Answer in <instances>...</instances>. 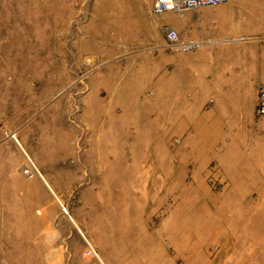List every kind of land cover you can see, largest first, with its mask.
<instances>
[{
  "label": "rangeland",
  "instance_id": "obj_1",
  "mask_svg": "<svg viewBox=\"0 0 264 264\" xmlns=\"http://www.w3.org/2000/svg\"><path fill=\"white\" fill-rule=\"evenodd\" d=\"M107 8L108 0H0V264H100L83 254L81 233L105 264H203L204 252L216 260L236 248L195 221L193 205L211 203L201 182L182 197L163 174L146 183L155 194L143 195L139 132L117 142L112 117L74 110L60 116L55 110L65 97L108 93L98 79L116 63L101 36ZM254 41L264 44V37ZM54 146L64 147L73 162L59 166L62 171L48 160ZM117 146L128 162L125 179L107 163L118 155ZM151 151L158 153L146 148ZM24 152L50 180L73 222L41 182L21 173ZM259 208L262 218L264 197ZM213 230L223 238L227 232L231 239L246 238L241 252L264 264V228Z\"/></svg>",
  "mask_w": 264,
  "mask_h": 264
},
{
  "label": "crops",
  "instance_id": "obj_2",
  "mask_svg": "<svg viewBox=\"0 0 264 264\" xmlns=\"http://www.w3.org/2000/svg\"><path fill=\"white\" fill-rule=\"evenodd\" d=\"M152 5L153 0H108L107 29L101 36L107 38L109 60L116 63L98 76L108 93L65 97L54 108L60 116L74 110L97 118L112 117L117 142L139 132L144 196L155 194L146 183L163 174L182 197H188L189 189L197 191L201 182L202 194L210 196L211 203L193 205L194 213L198 212L195 221L213 229H263L264 216L258 212L259 198L264 197V119L257 117L255 108L264 89V44L254 39L264 37V0H227L182 16L171 11L156 14ZM165 25L183 37L202 38L205 44L195 52H171L163 46ZM117 148L118 155L107 163L116 165L121 171L117 175L125 179L122 167L128 162ZM146 148H156L158 153H147ZM48 160L55 170L73 164L64 147L51 148ZM212 164L217 165L213 172L208 170ZM46 192L61 208L59 198ZM221 198L224 204L219 203ZM213 229L219 241L228 244L231 240L236 248L216 260L204 252L203 264L260 261L241 252L246 238L231 239L228 232L223 238Z\"/></svg>",
  "mask_w": 264,
  "mask_h": 264
},
{
  "label": "built area",
  "instance_id": "obj_3",
  "mask_svg": "<svg viewBox=\"0 0 264 264\" xmlns=\"http://www.w3.org/2000/svg\"><path fill=\"white\" fill-rule=\"evenodd\" d=\"M226 1L227 0H153L152 10L156 14L171 11L182 16L188 10H194L205 6H217ZM204 44L205 40L202 38L183 37L171 26L165 25L163 27V46L171 52H195L199 50ZM255 109L257 117L259 119H264V89L259 91ZM20 171L26 178L36 179L41 182L43 187L48 192H50L55 197V199L58 200L49 180L42 173L35 160L25 152L23 161L20 165ZM60 205L65 216L69 218L65 206L62 203H60ZM80 235L84 243L83 254L100 264H105L99 251L93 246L90 240L82 233Z\"/></svg>",
  "mask_w": 264,
  "mask_h": 264
},
{
  "label": "bare ground",
  "instance_id": "obj_4",
  "mask_svg": "<svg viewBox=\"0 0 264 264\" xmlns=\"http://www.w3.org/2000/svg\"><path fill=\"white\" fill-rule=\"evenodd\" d=\"M14 138V137H13Z\"/></svg>",
  "mask_w": 264,
  "mask_h": 264
}]
</instances>
